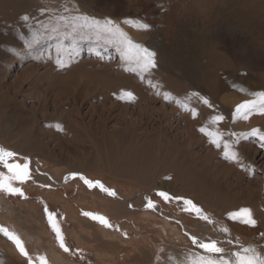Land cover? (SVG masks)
I'll return each mask as SVG.
<instances>
[{"label":"rangeland","instance_id":"374dc122","mask_svg":"<svg viewBox=\"0 0 264 264\" xmlns=\"http://www.w3.org/2000/svg\"><path fill=\"white\" fill-rule=\"evenodd\" d=\"M53 1L40 11L43 5L39 1L36 5V0H0V148L16 153L10 163H28L30 173L24 182L12 180V187L24 196L0 191V264H166L169 251L196 250L210 240L224 250V257L216 259H229L245 247L264 250V142L258 144L259 138L232 147L247 151L237 165L223 158L228 143L220 142L217 148L202 144L199 135L189 138L177 117L158 113L168 106L157 99L149 106L143 100L139 104L113 98L103 103L93 101L92 90L72 94L49 86L57 83L53 70L58 60L82 71H119L138 83L141 71L125 54L126 44L120 41L127 39L119 35L122 30L130 32L133 44L142 32H153V40L168 54L170 62L194 79L207 65L203 51L210 37L218 43L224 38L228 54L240 65L242 59L250 58L254 70L264 71L260 49L246 42L250 26L264 22V18L249 17L234 3L142 0L151 5L147 10L138 15L114 10L111 17L118 20L115 31L102 32L89 42L92 33H85L80 27L85 24H78L76 16L96 22L86 5L101 7L117 0H82L85 9L81 11L69 6L71 0ZM58 11L69 12L74 18H64ZM25 16L29 17L27 22L21 19ZM213 27L219 35L210 34ZM169 30L173 34L167 40L162 34ZM145 47L151 51L148 45ZM254 57H261L262 62L254 63ZM245 73L239 69L234 77L230 72H224L223 77L235 83ZM133 147L150 152L145 165L141 155L131 154ZM178 150L185 157L192 155L199 164L208 158L210 172L217 173L220 187L232 186L228 196L195 198L168 165ZM0 173L5 179L11 175L3 165ZM40 173L49 180L36 179ZM73 174L79 178L74 179ZM89 180L101 181L117 196L89 189ZM217 189L215 186L211 190ZM166 193L187 199L185 203L194 201L203 209V219L185 211L181 202ZM149 198L156 205L154 210L147 209ZM253 204H258L256 211L260 214L257 220L253 218L255 227L239 217L229 219L230 214ZM47 209L55 216L56 231L50 227ZM87 213L105 216L113 227L92 221ZM21 252H26L27 259Z\"/></svg>","mask_w":264,"mask_h":264},{"label":"bare ground","instance_id":"6f19581e","mask_svg":"<svg viewBox=\"0 0 264 264\" xmlns=\"http://www.w3.org/2000/svg\"><path fill=\"white\" fill-rule=\"evenodd\" d=\"M38 1L43 5V7H39L40 11L46 10V8H49L50 5L54 3L53 0H36V5L38 4ZM63 2L65 3L67 1L64 0ZM171 2L175 3L174 0ZM205 2L208 5L212 2H214V4L220 5H223L225 3H234L233 5H237L238 9L246 12L249 17L259 15L264 18V0H205ZM99 3H102V1H100ZM200 3L198 4V6H200ZM25 5H28V7L30 8L31 4L29 1H26ZM71 5L76 6L77 10L79 11H81V9H85L82 0H71L69 6ZM33 6L34 2L32 1V7ZM149 6L151 5L144 4L142 0H117V2L115 3H105L101 7H92L91 4H87L86 7L88 8H86V10L88 12L90 11V13L91 11H93V16L98 19L96 20V25H94L93 23H89V18H86L84 15H78V17L76 16V18H78V24H85L84 26H80L84 31H87L85 33H92V37L89 38V42H92V39L96 40L98 39V35H100L102 32H106L105 24L107 20L108 22L110 21L108 27L111 29V31H115L114 28L115 25L118 24V20H114L111 17L114 10L123 13V15L128 12L130 13L131 11L134 12L135 15H138L141 10H147ZM35 7L36 6H34L33 9ZM222 7L224 8L225 6ZM206 8H208V6ZM204 10H206L205 6ZM51 11L55 12L54 10ZM198 11L200 10L198 9ZM207 12L205 13L207 14ZM60 13V15L64 18H74L69 12L61 11ZM178 20H181V18H179ZM88 26L91 29H89ZM250 29V36L247 37L246 42L248 41L249 46H258L257 50L259 51L260 49V55L264 58V22L258 23L257 25H252L250 26ZM241 31L242 29L240 30V32ZM121 32L124 34L123 37L126 38L127 41L131 40L132 36L129 31H119V33ZM152 33L153 32H142L141 35L136 36V39H138L136 40L138 41L137 44L142 45L143 47L148 45L151 51L155 53L156 59V67L154 69H150L147 72L141 71V74H139L137 77L138 83H133L128 78V76L125 75V73H119V71L116 73H110L104 70L94 72L88 70L82 71L80 69L77 70L76 68L71 67L68 64L61 63L60 66H57L56 64L53 70L54 80L57 83H52L49 86L53 88L56 87L61 90V92L70 93L71 91H73L72 94L76 93V91L78 90H92L94 92V100H92L102 101L103 103L110 102L113 98L118 99L119 101L135 100L138 101L139 104L142 103L140 100H143L145 105L149 106L155 101V99H157V101L159 100L162 105L168 106V108H166L165 110H162L161 108L158 113L162 112L161 114L164 116L169 115L170 117H177V122L184 124L185 128H187V135L189 136V138L199 135L201 137L200 140L202 144L209 143L210 147H214V145L211 143L210 138L204 135L200 131V129H206L208 132H211L213 136H216V134L219 133L220 135L216 138L219 140V142H226L229 144V153L235 154V162H232L238 165L241 155L246 154L247 151H243L242 149H232V147L240 146L242 141H247L248 139L256 140L255 137L259 138L260 135H264V71L254 70L252 66L253 64L249 62L250 58L248 60L246 58L242 59V65H240L239 60L233 59L232 56L228 54L229 50H226L225 47L227 41L224 38L220 39L222 43H218L217 41L212 40V38L210 37L208 39V42L206 43L207 48L205 49V51H203L204 55L206 53L207 59L205 60V63H207V65L204 66V70L200 72L197 79H194V77L191 78L189 73L185 72L182 69L176 68L170 62L168 54L162 50L160 44L158 45L155 40H153L152 36L154 33ZM206 33L207 32H205V36L207 37ZM217 33L220 32H217L216 28L213 27L210 29L211 35L217 36L219 35ZM172 34V31L169 30L165 34H162V36L164 38L165 36H167V40H169L171 39ZM131 41L134 40L132 39ZM247 45L248 44H246V46ZM257 50L255 48L254 55ZM250 51L252 53L253 50L251 49ZM125 54L130 63L133 66H137V49L129 48L126 45ZM253 59L255 60L254 63H256V61H258L259 63L262 62L261 57H254ZM239 69H243V71L246 72L245 77H241L240 80L236 79L235 83L232 81L231 83L225 81L223 77L224 72H230L231 75L229 76L234 77V73ZM175 71L178 75L175 73ZM174 74L176 75V77H174ZM231 91L232 94H229ZM127 93H131L132 95L129 96L127 95ZM165 96H167V100L165 99ZM205 99H207L209 102L207 105L203 103ZM245 103L251 105V110L248 111L246 115L244 113L237 114L235 112V109L240 104ZM190 110H193L195 114H193V111ZM216 116H222L224 117V119L222 121L214 122V117ZM254 130L258 132L257 136L252 135V132ZM238 140H240L239 143ZM188 143H190L189 140ZM261 143V141L258 142V144ZM138 147H133V149H131V154L133 156L141 155V157L143 158L142 163L143 165H145L144 159H147L150 152L146 149V151L141 152L142 150ZM174 154H176V152ZM208 161L209 160L207 158L205 163L199 164L192 155L185 157L182 151L178 150L176 156L172 158L168 165L171 167V169H175L178 178L182 182H184L186 186H189L191 192L193 191L195 193H193L196 196L195 198H209L212 195H215L217 197L222 195L225 198L228 196V193L230 192V189H232V186L225 184L224 189L220 187L218 183L219 176L213 171L210 172L211 170L209 169L210 167ZM35 178L39 181L49 180L47 176L41 173L40 175L36 174ZM215 186H217L218 189L216 191L211 190L212 188L214 189ZM220 189H223V193L220 192ZM257 205L258 204H253L250 207H246L251 211L252 218H254L255 220H257L260 215L256 211ZM199 215L203 219V216L201 214ZM199 226L204 228L202 224H200ZM205 230L207 229L205 228ZM198 249L169 251L165 255L166 264H193V262L198 260L200 256H207L206 254H204L205 252L203 253ZM254 250L258 255L264 256L263 249L254 248ZM228 258L229 260L234 261V253L228 256Z\"/></svg>","mask_w":264,"mask_h":264},{"label":"snow or ice","instance_id":"6c2138e0","mask_svg":"<svg viewBox=\"0 0 264 264\" xmlns=\"http://www.w3.org/2000/svg\"><path fill=\"white\" fill-rule=\"evenodd\" d=\"M22 21L27 22L29 17L25 16L21 18ZM110 23L107 22L105 24V30L108 32H111V29L108 27V24ZM94 25H96V22H93ZM147 25H145V28L147 29ZM119 35L121 37L124 36V34L121 32L119 33ZM120 43L122 44H126L127 47L129 48H135L137 49V56H136V64L138 66V68L140 69V71L142 72H147L150 69H154L156 67V59H155V53L153 51H150L147 47H143L142 45L139 44H133L131 41H126V40H121ZM61 62L58 60L57 61V66H60ZM127 95H132L131 93H127ZM165 99L167 100V96H165ZM204 104H208V100L205 99L203 101ZM251 110V105L250 104H240L236 109L235 112L237 114H241L244 113L245 115L247 114L248 111ZM193 111V110H190ZM193 114L194 111H193ZM224 119V117L222 116H216L214 117V122H218V121H222ZM200 131L206 135L207 137L210 138L211 143L219 148L220 147V142L219 140L216 138L218 137L220 134L217 133L216 136H213V134L211 132H208L206 129L201 128ZM253 136H257L258 132L256 130H254L252 132ZM259 139L261 142H264V135H260ZM262 146H264V143H262ZM228 145L225 144L224 145V159L225 160H231L233 162H235L234 160V153H229L228 151ZM16 157V153H14L13 151H9V150H5L3 148H0V165H3V167L5 169H7L8 173H10L11 175L5 179L3 173H0V191H5L6 193H8L9 195H17V196H24V193L16 188V187H12V180L13 178L19 182H24L25 178L29 177L30 173H29V164H13L10 163L9 161L14 159ZM73 178H79V176L77 174H73ZM90 185V186H89ZM87 187H89V189H99L100 191H102L103 193H105L106 195L115 198L117 196V193L115 192V190L106 187L101 181H93V180H89L88 184H86ZM166 195L170 198V199H175L178 202H181L184 205V210L187 212H193L194 214H197L199 217V214H203V209L200 208L199 206H197L194 201L192 200H188L187 203H185V198L182 197H174L173 195H171L170 193H166ZM147 205V209L148 210H154L156 208L155 203L153 202L152 199H147L146 202ZM88 218H90L92 221L99 223L100 225L106 227V228H112L113 226L110 224L109 220L103 216V215H98V214H94V213H87L86 214ZM46 216L49 219L50 222V227H53L54 231L57 230V222L55 219L54 214L49 211L48 209L46 210ZM205 217H207V215H204ZM237 217H239L242 222L250 227H255L256 225V221L252 218V214L251 211L248 208H244L241 210V212L239 213H232L229 216V219L232 220H236ZM226 231H228L226 229ZM196 238L193 237V240H195ZM68 251H70V249L66 246V244L64 245ZM200 249L207 253V256H200V258L196 261L193 262V264H264V256L258 255L256 253V251L252 248H248L245 247L242 249V251L236 252L234 254V261L233 260H229V259H216L217 257H224V250L218 246V243L215 241H208V242H204L202 245H200ZM21 255L24 256L25 259H27V254L26 252H21ZM215 257V258H213Z\"/></svg>","mask_w":264,"mask_h":264}]
</instances>
